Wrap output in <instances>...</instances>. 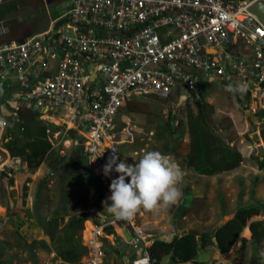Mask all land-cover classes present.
<instances>
[{"label":"rangeland","instance_id":"rangeland-1","mask_svg":"<svg viewBox=\"0 0 264 264\" xmlns=\"http://www.w3.org/2000/svg\"><path fill=\"white\" fill-rule=\"evenodd\" d=\"M68 7L69 0H0V44L49 30ZM238 89L203 83L198 94L181 101L134 97L122 108L123 122L119 126L117 119V125L122 129L128 117L134 134L133 139L117 136L120 161L137 163L146 152L159 151L185 172L178 205L159 215L137 213L136 225L147 240L170 241L182 232L202 238L232 219L239 206L264 209V168L259 169L264 165V110ZM17 110L23 114L22 137L5 147L12 141L8 138L18 122ZM47 117L0 92V118L10 125L0 133V149L15 156L10 164L18 168L14 187L0 177V264H47L53 257L65 260L67 252L68 258L77 257L69 259L73 263L85 264L94 222L90 217H110L104 201L111 195L112 177L89 172L78 148L80 134L72 130L78 139H68L71 125ZM35 151L44 152L45 160L36 169L28 168L22 159ZM5 158L0 150V161ZM254 219L264 220V214ZM121 229L119 224L103 227L106 264H126L123 257L137 255L122 240ZM243 232L228 254L214 255L213 244L200 249L192 264H264V245L251 243L250 231L248 236ZM246 237L249 242L242 247Z\"/></svg>","mask_w":264,"mask_h":264},{"label":"built area","instance_id":"built-area-1","mask_svg":"<svg viewBox=\"0 0 264 264\" xmlns=\"http://www.w3.org/2000/svg\"><path fill=\"white\" fill-rule=\"evenodd\" d=\"M256 3L264 7V0H69L49 30L0 44V91L71 125L88 171L104 175L114 153L120 160L117 136L132 137L130 124L120 129L117 119L134 97L168 99L198 94L203 83H234L264 110V25L250 11ZM109 218L93 222L85 264L106 263L103 227L112 224L130 236L121 235L137 254L128 264H156L136 216ZM47 264L75 263L53 257Z\"/></svg>","mask_w":264,"mask_h":264},{"label":"clouds","instance_id":"clouds-1","mask_svg":"<svg viewBox=\"0 0 264 264\" xmlns=\"http://www.w3.org/2000/svg\"><path fill=\"white\" fill-rule=\"evenodd\" d=\"M9 126L8 121L0 118V133ZM113 171L118 176L111 180V195L104 201V210L116 220L132 222L141 210L159 215L181 202L185 172L159 151L146 152L133 164L120 161L114 153L103 166V174L108 177Z\"/></svg>","mask_w":264,"mask_h":264},{"label":"trees","instance_id":"trees-1","mask_svg":"<svg viewBox=\"0 0 264 264\" xmlns=\"http://www.w3.org/2000/svg\"><path fill=\"white\" fill-rule=\"evenodd\" d=\"M262 124L264 126V121ZM68 134V139L72 141L78 139L74 131L70 130ZM79 142H81V137ZM45 155L41 151L30 152L24 156L22 161L27 164L28 168L36 169L44 162ZM263 168L264 165L262 163L259 164V169L262 170ZM263 214L264 209L259 205L239 206L234 217L223 223L216 232L214 231L213 235H202L200 247L198 246L197 237L194 233H185L184 235L174 236L170 242L154 240L146 250L149 257L156 264H160L165 257H169L172 264H185L193 261L200 249L212 246V239L215 238L218 252L221 255H226L231 251L246 227L249 228L251 234L249 241L256 246H262L264 245V220L254 218L260 217ZM81 222L82 219L76 220V224ZM249 241L243 238L241 240V246L244 247ZM69 254L70 252L64 254L66 257L65 261L73 263V260L69 259H75L77 257L73 256L68 258Z\"/></svg>","mask_w":264,"mask_h":264},{"label":"crops","instance_id":"crops-1","mask_svg":"<svg viewBox=\"0 0 264 264\" xmlns=\"http://www.w3.org/2000/svg\"><path fill=\"white\" fill-rule=\"evenodd\" d=\"M208 84V83H207ZM211 84V83H210ZM230 85H233V86H237V85H235L234 83H232V84H230ZM238 87V86H237ZM239 88V87H238ZM0 92H7L8 93V95H10V96H12V99H14L15 101H16V99L14 98V93H13V91L12 90H2V91H0ZM174 95H177V98L176 97H174ZM3 96V95H2ZM181 96H182V98H181ZM186 97V94H182V95H178V94H176V93H173L168 99H161V100H175V101H181L182 99H184ZM135 98H138V97H135ZM157 98V97H156ZM158 99H160V98H158ZM129 102V101H128ZM128 102H127V104H126V106L125 107H128ZM15 104H19V102L17 101V102H14ZM7 105L8 104H6V107H7ZM124 107V108H125ZM133 111L136 113V112H139V110H134L133 109ZM120 113H121V111H120ZM119 113V115H118V125L119 126H121V122H123V121H121L120 122V120H119V117H120V114ZM124 117V116H123ZM124 119V124H125V122L126 123H129L130 125H131V120L128 118V117H125V118H123ZM131 127V126H130ZM132 128V127H131ZM14 131L15 130H13V132H12V134L9 136V140H12L10 143H6L5 145V147H8L10 144H13V141H15V142H17L15 139H13V135H14ZM133 134H134V132H133V128H132V139H133ZM7 141V140H6ZM79 148V147H78ZM7 149V148H6ZM0 150H2V152H4L5 154H6V158H5V160H3V161H0V172L1 171H4V170H6V169H11L12 168V171H11V174L7 177V178H5V177H2L3 179H4V181H7V182H9V184L10 185H13V187L16 185V182H17V176H14L15 175V172H16V170H18V168H17V166L13 163H11L10 164V161L12 160V159H14L15 158V156L13 155V154H8V152L7 151H5L4 149H0ZM79 150H80V148H79ZM118 150H119V146H118ZM27 153H30V152H27ZM120 155V154H119ZM23 160V159H22ZM23 162V161H22ZM84 163H85V161H84ZM7 164V165H6ZM8 164H10V165H8ZM85 166H86V164H85ZM87 168V167H86ZM16 181V182H15ZM123 231H127L126 230V228L125 227H122V229H121V232H123ZM246 239L247 240H249L248 239V237H246ZM123 240V239H122ZM155 240H164V239H162V238H157V239H155ZM124 241V240H123ZM154 241V240H153ZM152 240H149V241H147V247L149 246V245H151V243L153 242ZM165 241V240H164ZM125 242V241H124ZM125 244L127 245V243L125 242ZM214 244V243H213ZM128 246V245H127ZM129 247V246H128ZM130 248V247H129ZM213 251H214V255H216V256H221L220 255V253L218 252V248H217V245H213V247L211 248ZM131 250V249H130ZM132 251V250H131ZM132 252H134V251H132ZM136 253V252H135ZM136 255H134L133 257H131V258H128L127 256H125V257H123V261L125 260V263L126 264H128V262L129 261H131V259H133L134 257H135ZM192 263H195V260H193V261H191V262H188V263H185V264H192ZM106 264V263H105ZM160 264H172L171 262H170V258L169 257H165V258H163L162 259V261H161V263Z\"/></svg>","mask_w":264,"mask_h":264},{"label":"water","instance_id":"water-1","mask_svg":"<svg viewBox=\"0 0 264 264\" xmlns=\"http://www.w3.org/2000/svg\"><path fill=\"white\" fill-rule=\"evenodd\" d=\"M250 11L252 13H254L259 18L260 22L264 25V7H263V5L260 4V3H256V4H254V5H252L250 7ZM67 22H68V20L66 18L58 20L57 22L54 23L53 30L54 31L58 30V28L60 26H62L63 24H65ZM202 80L205 81L206 77L202 76ZM28 103H29V106L32 108V110L35 113H39V114H42V113L46 114L47 113L45 109H41L35 103H33V102H28ZM7 108L8 109H12L9 105H7ZM16 115L18 117V122L16 124L14 135H13V139H15V140L18 139L19 137H22V135L20 134V130H21V124H22V119H23V114H22L21 111L17 110L16 111ZM255 139H256V137H255ZM80 151H81V148H80ZM259 153H260V155H263V152L260 149H259ZM11 171H12V168L11 169L9 168V169H6L4 171H1L0 172V177L7 178L11 174ZM90 218H91L92 221L96 222L99 225H105L106 223H109L111 221L110 218H106V217H103V216L92 215ZM221 226H222V224H219L214 229V231L216 232ZM122 234L125 237V239L129 242L130 241V236H129L128 232L127 231H123ZM184 234H185V232L181 233V235H184ZM172 239H170V241ZM170 241H166V242H170ZM197 242H198V246L200 247V242H201V238L200 237H197ZM212 242L214 244H216V239L213 238Z\"/></svg>","mask_w":264,"mask_h":264},{"label":"bare ground","instance_id":"bare-ground-1","mask_svg":"<svg viewBox=\"0 0 264 264\" xmlns=\"http://www.w3.org/2000/svg\"><path fill=\"white\" fill-rule=\"evenodd\" d=\"M47 116V115H46ZM53 119V118H52ZM51 120V119H50ZM54 120V119H53ZM111 180L114 179L113 176H111ZM88 230H90L89 228H87ZM91 231V230H90ZM90 231H89V234H90ZM243 235L244 236H248L249 235V230L247 228L244 229V232H243Z\"/></svg>","mask_w":264,"mask_h":264}]
</instances>
